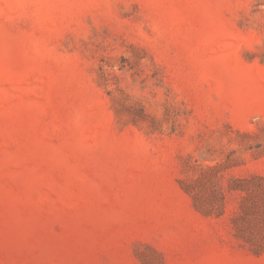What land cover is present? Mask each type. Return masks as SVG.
<instances>
[{
  "label": "rangeland",
  "instance_id": "rangeland-1",
  "mask_svg": "<svg viewBox=\"0 0 264 264\" xmlns=\"http://www.w3.org/2000/svg\"><path fill=\"white\" fill-rule=\"evenodd\" d=\"M254 177L264 0H0V264H264Z\"/></svg>",
  "mask_w": 264,
  "mask_h": 264
},
{
  "label": "trees",
  "instance_id": "trees-1",
  "mask_svg": "<svg viewBox=\"0 0 264 264\" xmlns=\"http://www.w3.org/2000/svg\"><path fill=\"white\" fill-rule=\"evenodd\" d=\"M262 182H264V179L259 178V177H254L250 180H234L233 183L228 186L227 191L228 193H236V194H245L244 197H241L243 199V204L240 206L241 212L243 213V217H237L239 219L237 220H244V218L246 216H250V215H255L258 211L259 208L256 205V203H254V201L251 204V207H247L246 202L248 200V198H251L252 196L254 197L257 194H260L264 188H262V186L260 185ZM216 199H218L219 203L224 202V195L221 192H218L217 195H215ZM219 210V209H218ZM217 210V211H218ZM221 210V208H220ZM218 211V217L221 216V211ZM205 214L209 215L208 212H204ZM210 213V210H209ZM237 220L233 221V225L234 228L237 232V237L239 240L243 241L244 244L249 245V247L252 249V251L254 253H259L261 251L264 250V240H259V241H253L252 239L246 237L244 235V230H242L238 224H237Z\"/></svg>",
  "mask_w": 264,
  "mask_h": 264
}]
</instances>
